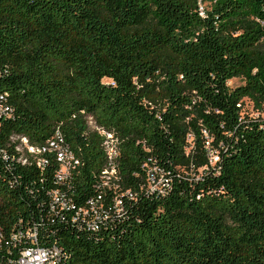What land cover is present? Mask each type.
I'll return each instance as SVG.
<instances>
[{
	"label": "trees",
	"instance_id": "obj_1",
	"mask_svg": "<svg viewBox=\"0 0 264 264\" xmlns=\"http://www.w3.org/2000/svg\"><path fill=\"white\" fill-rule=\"evenodd\" d=\"M0 106V264L32 229L59 264H264V0H0ZM88 117L117 139V189ZM57 132L61 182L55 152L22 163L15 139Z\"/></svg>",
	"mask_w": 264,
	"mask_h": 264
},
{
	"label": "built area",
	"instance_id": "obj_2",
	"mask_svg": "<svg viewBox=\"0 0 264 264\" xmlns=\"http://www.w3.org/2000/svg\"><path fill=\"white\" fill-rule=\"evenodd\" d=\"M203 8L201 7V11ZM10 109L5 106H0V114L9 113ZM90 121H93L92 117H88V124L91 128ZM96 124V123H95ZM99 134L104 137V147L107 158V166L102 171V180L103 185L108 188H118L117 180L118 172L116 169V160L119 155V149L117 146V139L111 132L104 130L103 128H98ZM15 139L20 140V144L17 146V151L21 154L20 160L22 163H26V155L28 156H38L46 152H55L57 156V160L60 163V169L56 176L57 182L65 181L69 176L70 168L73 166L75 159L70 151L67 150L64 139L61 133L57 132L56 135L46 142L44 145L36 146L32 145L28 142L26 138L16 137ZM40 161V160H39ZM42 161V160H41ZM148 179L150 182L149 191L151 193L159 190L160 193L165 192V188H167L170 184V181L165 178L160 171V169L153 167L148 171ZM160 184V186H158ZM162 186V189H160ZM129 193H126L128 195ZM51 203L50 208L53 212L58 209H68L70 206V200L66 198L65 194L60 191H54L51 193ZM101 197H98V200ZM121 201L119 199L115 202V207L120 208ZM90 210L91 213L87 210L84 211V214L90 215L92 218L87 223L91 228H98L102 223V220L105 219L107 215V211L95 208V203L93 201L90 202ZM26 238L29 245L22 248L19 251V254L4 264H59L61 260V251L55 245L51 247L42 246L39 244L37 231L36 229L25 231L24 234L17 233L13 235L14 239L21 240L22 238ZM4 234L0 228V248L3 245Z\"/></svg>",
	"mask_w": 264,
	"mask_h": 264
},
{
	"label": "rangeland",
	"instance_id": "obj_3",
	"mask_svg": "<svg viewBox=\"0 0 264 264\" xmlns=\"http://www.w3.org/2000/svg\"><path fill=\"white\" fill-rule=\"evenodd\" d=\"M207 5H209V4L208 3L201 4V6H203V7L207 6ZM103 81L108 82L109 80L104 79ZM228 84L230 85V87L234 88L236 86L244 84V81L240 78H234V79L230 80L228 82ZM241 108H242V111L244 112V114H247L250 116H256V114H257V112L254 111L252 101L247 99V98L243 99ZM90 125H91L92 130L99 131V129H98L99 127L95 124V122L90 121ZM158 186H160V184H158Z\"/></svg>",
	"mask_w": 264,
	"mask_h": 264
}]
</instances>
